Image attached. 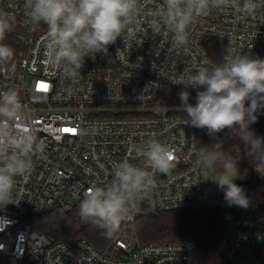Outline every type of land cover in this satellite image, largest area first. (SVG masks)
<instances>
[{
  "label": "built area",
  "instance_id": "1",
  "mask_svg": "<svg viewBox=\"0 0 264 264\" xmlns=\"http://www.w3.org/2000/svg\"><path fill=\"white\" fill-rule=\"evenodd\" d=\"M138 2L131 34L125 32L109 45L107 55L87 59L82 77L73 84L49 66L47 26L28 18L25 0H0V12L16 21L4 40L13 56L0 63V92L18 91L42 144L32 156L27 179L17 178L23 200L0 209V264H193L190 243L141 244L135 229L139 216L186 208L226 211L228 224L255 229L251 211L264 203L249 199L244 213L229 207L214 189L204 188L199 145L192 141L193 136L198 141L197 129L186 125V114L165 104L161 93L165 88L182 90L171 81L183 69L218 64L229 49L264 58V0H256L252 16L211 10L190 26L188 43L179 49L172 47L166 27L153 35L162 0ZM189 92L195 99L196 90ZM17 127L24 130L23 121ZM149 139L170 146L173 165L154 174L155 188L105 249L84 239L71 245L53 242L29 228L27 218L53 208L70 210L84 190L108 183L114 164L128 160L143 166L141 145ZM251 170L254 180L263 175L255 166Z\"/></svg>",
  "mask_w": 264,
  "mask_h": 264
},
{
  "label": "clouds",
  "instance_id": "2",
  "mask_svg": "<svg viewBox=\"0 0 264 264\" xmlns=\"http://www.w3.org/2000/svg\"><path fill=\"white\" fill-rule=\"evenodd\" d=\"M138 0H25L28 18L47 26L45 57L50 67L64 78L77 83L89 58L108 54L138 15ZM256 0H162L153 35L166 27L172 34V47L187 45L189 28L211 10L231 9L238 15L252 16ZM15 17L0 12V63L10 61L11 45L4 43L15 26ZM119 52V50H118ZM117 52V54H118ZM182 85L178 109L186 114L185 124L205 130L213 140L197 153V162L216 172L213 180L223 191L225 203L247 209L250 204L245 189L235 181L240 178L238 160L224 150L226 139L243 143L245 155L259 173H264V136L252 125L264 115V58L229 49L222 62L183 69L172 81ZM189 89L196 90V103L190 104ZM23 121V129L17 124ZM224 133V137L220 136ZM196 143L195 137L192 138ZM42 150L30 114L15 88L0 92V209L19 206L22 193L17 178L27 179L32 172V156ZM145 164L128 160L113 165L112 178L103 186L84 190L78 204L81 220L101 229L106 238L114 237L132 211L155 188L154 174L167 172L174 162L169 145L149 139L141 145Z\"/></svg>",
  "mask_w": 264,
  "mask_h": 264
},
{
  "label": "trees",
  "instance_id": "3",
  "mask_svg": "<svg viewBox=\"0 0 264 264\" xmlns=\"http://www.w3.org/2000/svg\"><path fill=\"white\" fill-rule=\"evenodd\" d=\"M180 91L165 88L161 99L170 107H178L181 104L178 96ZM189 103H196L191 95ZM252 128L258 135L264 136V115L259 116ZM224 135L220 134L222 138ZM197 137L199 150L203 145L213 142L205 130L197 129ZM224 150L238 160L239 170L254 167L250 158L245 155L241 141L226 139ZM237 184L245 189L249 199L264 203V181L251 178ZM78 204L79 202L74 204L70 210L53 208L27 218L25 222L31 230L44 234L53 242L71 245L76 239H84L99 250L105 249L114 237L106 238L101 229L93 228L81 220ZM225 212L213 208H186L143 215L135 219V229L141 244L190 243L194 248L193 264H220L229 246V224L224 219ZM235 213L238 214L237 209Z\"/></svg>",
  "mask_w": 264,
  "mask_h": 264
},
{
  "label": "rangeland",
  "instance_id": "4",
  "mask_svg": "<svg viewBox=\"0 0 264 264\" xmlns=\"http://www.w3.org/2000/svg\"><path fill=\"white\" fill-rule=\"evenodd\" d=\"M239 173L240 178L236 183L248 181L253 177V171L249 168L240 169ZM215 177L216 172L202 165L201 178L204 188L207 191L214 189L217 195L223 196V191L213 182ZM261 180L264 181V173ZM241 211L246 213L249 209ZM251 219L255 227L251 231L234 223L229 224V246L220 264H264V204L251 211ZM236 244L238 247H235Z\"/></svg>",
  "mask_w": 264,
  "mask_h": 264
},
{
  "label": "snow or ice",
  "instance_id": "5",
  "mask_svg": "<svg viewBox=\"0 0 264 264\" xmlns=\"http://www.w3.org/2000/svg\"><path fill=\"white\" fill-rule=\"evenodd\" d=\"M66 131H67V129H66Z\"/></svg>",
  "mask_w": 264,
  "mask_h": 264
},
{
  "label": "crops",
  "instance_id": "6",
  "mask_svg": "<svg viewBox=\"0 0 264 264\" xmlns=\"http://www.w3.org/2000/svg\"><path fill=\"white\" fill-rule=\"evenodd\" d=\"M261 179V178H260Z\"/></svg>",
  "mask_w": 264,
  "mask_h": 264
}]
</instances>
